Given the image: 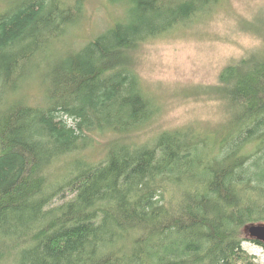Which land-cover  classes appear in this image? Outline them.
Instances as JSON below:
<instances>
[{
	"label": "trees",
	"instance_id": "trees-1",
	"mask_svg": "<svg viewBox=\"0 0 264 264\" xmlns=\"http://www.w3.org/2000/svg\"><path fill=\"white\" fill-rule=\"evenodd\" d=\"M109 1L124 17L42 73L82 0H0V264H259L243 242L264 223V48L222 69L216 130L138 142L156 108L134 51L221 0ZM36 74L41 105L19 95ZM100 133L103 159L78 156Z\"/></svg>",
	"mask_w": 264,
	"mask_h": 264
},
{
	"label": "rangeland",
	"instance_id": "rangeland-1",
	"mask_svg": "<svg viewBox=\"0 0 264 264\" xmlns=\"http://www.w3.org/2000/svg\"><path fill=\"white\" fill-rule=\"evenodd\" d=\"M64 1L74 3L75 0ZM82 3V18L67 30L53 50L40 58V72L46 71L49 62L51 66L68 51L79 48L119 17L120 20L124 17L121 6L109 0H82ZM263 48L264 0H221L210 17L145 41L134 51L132 67L156 108V116L135 134L134 140L146 143L165 130H216L229 116L226 101L216 93L222 69ZM41 79L36 74L23 85L19 95L31 104L41 105L45 91ZM109 137L108 133L95 135L93 144L77 155L88 162H99ZM68 160L62 159L52 169L57 179L61 175V163ZM243 247L259 264H264L262 246L249 238Z\"/></svg>",
	"mask_w": 264,
	"mask_h": 264
},
{
	"label": "water",
	"instance_id": "water-1",
	"mask_svg": "<svg viewBox=\"0 0 264 264\" xmlns=\"http://www.w3.org/2000/svg\"><path fill=\"white\" fill-rule=\"evenodd\" d=\"M248 238L264 243V223L250 224L245 227Z\"/></svg>",
	"mask_w": 264,
	"mask_h": 264
}]
</instances>
